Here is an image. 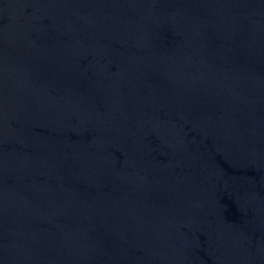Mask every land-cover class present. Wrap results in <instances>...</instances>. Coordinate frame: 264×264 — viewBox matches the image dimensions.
<instances>
[{
	"label": "water",
	"instance_id": "water-1",
	"mask_svg": "<svg viewBox=\"0 0 264 264\" xmlns=\"http://www.w3.org/2000/svg\"><path fill=\"white\" fill-rule=\"evenodd\" d=\"M0 264H264V0H0Z\"/></svg>",
	"mask_w": 264,
	"mask_h": 264
}]
</instances>
